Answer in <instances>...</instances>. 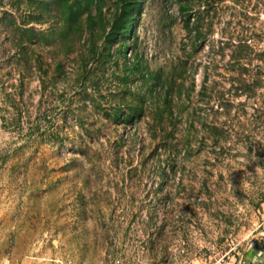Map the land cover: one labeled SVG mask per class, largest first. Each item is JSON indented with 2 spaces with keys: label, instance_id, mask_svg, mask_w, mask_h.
I'll return each instance as SVG.
<instances>
[{
  "label": "rangeland",
  "instance_id": "rangeland-1",
  "mask_svg": "<svg viewBox=\"0 0 264 264\" xmlns=\"http://www.w3.org/2000/svg\"><path fill=\"white\" fill-rule=\"evenodd\" d=\"M51 2L0 0V264H257V249L264 251V0H138L141 10L131 23L151 76L143 86L140 76L126 84L110 76L125 75L124 60L112 49L118 68L99 75L97 89L76 75L81 51L69 57L59 52L67 76L54 80ZM180 6L189 9L186 16ZM100 7L112 19L117 0ZM184 17L194 29L190 34ZM157 75L164 84L153 94L147 87ZM206 77L209 105L198 99ZM171 82L185 89L170 94L183 120L177 153L161 165L168 177L156 178L150 162L144 187L113 190L112 171L85 187L90 165L80 154L83 144L98 148L124 132L137 135L135 148L148 147L144 123L123 126L109 116L114 105L131 100L128 86L147 93L145 106L154 108ZM216 99L227 106L221 114L209 112ZM195 109L201 112L197 142L187 153L183 143L193 132L186 120ZM201 123L223 128L218 143ZM85 129L101 130L100 138H85ZM132 153L137 165V149ZM159 183L164 190L156 194L151 186ZM189 183L199 197L184 195L181 185ZM118 199L122 205L113 212ZM164 201L175 205L174 219L184 218L176 232L167 223L160 239L146 227L150 217L165 224ZM118 216L123 223L108 235L106 223Z\"/></svg>",
  "mask_w": 264,
  "mask_h": 264
},
{
  "label": "trees",
  "instance_id": "trees-1",
  "mask_svg": "<svg viewBox=\"0 0 264 264\" xmlns=\"http://www.w3.org/2000/svg\"><path fill=\"white\" fill-rule=\"evenodd\" d=\"M102 1L103 0H75L73 3H70V0H52V2L48 4L49 17H52L57 21L56 26L52 27L51 33H49L50 45L54 44V51L52 53V71L54 74V80L56 77L59 80L60 78L63 79L67 76V72L63 69L61 61L58 60L59 52L63 55L62 57H69L74 53H77V51H81L78 58L75 60L78 62L76 75L78 74L79 80L85 83V85L97 89L98 85L96 80L99 75L104 78L106 74H109L110 70L113 69V66L118 68V56L114 57L115 53L116 55L120 54L122 56L121 58L124 60L123 65L125 68L123 69L125 75L122 77H119V75L118 77H115V75L111 73L110 76H114V78L118 79L122 84H126L130 78L135 80L137 76H140L143 80V86L145 85L146 80L150 78L151 73L147 71V67L143 64L138 54L136 46V29H133L131 23L135 13L141 10L140 4L138 0H117L118 7L111 19L103 14V8L100 7ZM188 11L189 9L187 7H179V12L183 16H186ZM38 18L37 22L40 21L41 15H39ZM189 22L190 19L184 17V29L190 34L194 29L190 27ZM40 38L44 39L45 36L40 34ZM126 40L130 41L131 46L125 43ZM130 47L134 52L132 51L133 54L130 56L131 59H128L127 52ZM112 49H114V53L111 52ZM38 62L40 63L39 60ZM39 65H41V63ZM38 70L46 76V70H42L41 67H38ZM179 78L183 81L182 75H180ZM206 80L207 77L204 79L202 91L199 92L201 99H198L199 102H204L205 105H209L208 102H211L212 100L209 99L208 101H205V99L209 97L204 99V97L207 96ZM153 81H156V83H153V85L152 83H149L147 88H153L151 92L156 94V91L159 88H162L164 83H162V85L159 84L160 81L162 82L160 75H157L152 82ZM131 84V86H128L131 100L126 104L117 103L114 105L109 116L114 123H119V125L123 126H128L131 123H144L147 137L149 139L148 147L141 146V149L140 147L135 148L134 143L137 140V135L132 134L128 137L127 133L124 132H121L113 142L109 138L106 139L105 145L101 144L98 148H95L94 146L89 147L88 145L83 144L82 147L79 148V151L85 162L90 165V169L85 177V187L89 186V183L97 182V179L94 178L96 176L100 177V173H103L104 171L116 172L113 173L111 181L112 186L109 187L113 190H123L125 187L131 189L140 186L144 187L142 180L145 179L146 168L150 162L153 164L150 169L156 170V178H158L157 176L161 178L168 177L166 172L161 168V165L164 162V158L173 157L177 153L178 144L175 143L177 139L176 135L178 126L181 125L183 120L181 112L174 113L170 94L177 92L180 95L182 89H185V85L183 82L178 84H176V82H171L165 88V97L161 105L154 104V108H150L149 106H145L147 93L143 92L142 89L134 85V83ZM185 93L187 94V92ZM216 101L217 103L211 105L209 112L213 111L214 114L217 112L221 114L225 111L227 106L225 107L222 103L223 101L220 99H216ZM124 104L125 107L122 108ZM215 106L216 109H214ZM146 108L148 112H146ZM183 110L188 112L189 107L183 106ZM194 112L196 116L194 114L191 119H185L187 128L189 131L192 130L193 132L190 134L188 131L189 133L183 143V145L186 146L185 151L187 153H191L193 143L197 142V135L194 134V130H196L195 124L200 118L201 112L198 113V109H195ZM192 115L193 113L191 116ZM201 124L203 127H207L206 132H208L209 136L215 140L214 142L218 143V139L223 137L222 134L224 131L222 127L215 124ZM36 127L39 128L37 125ZM100 132L101 130L99 129H85L84 136L90 140H95V138H100L98 137ZM206 139V137H203L202 141H205ZM128 144H131L132 147L128 149L126 153H123L122 148ZM135 149H137L138 153L137 165H134L135 156L132 153L135 152ZM183 168L184 165H182V169ZM107 180L110 181V179ZM129 181L131 182V186H128ZM111 184L109 183V185ZM189 184L191 185H181L180 189L183 191L184 195L199 197L198 194L200 191H197L196 187L192 185L193 183ZM163 188L164 187L159 183L151 186V191H154L157 194L162 192L164 190ZM165 202L166 201H164V204ZM121 205L122 203H120L118 199L114 204L112 203L110 205V209L115 212ZM166 206H168L169 209L166 213H169L170 216L165 218V224L158 226L156 218L150 217L148 220L149 226L146 227L147 229H150V226H153L154 231L152 236L160 239L165 235L166 226H168L167 223H171L169 227H171L174 232H176L175 230L178 227V224H183V216H177L176 219H174V215H172V213L175 214V210H173L175 205L173 202L171 201L170 205ZM126 207H128V203L126 204ZM135 214L137 213L132 212V216ZM130 221L135 222L133 218ZM122 223L120 216L109 219L105 226L109 230L107 234L109 235L111 230H115ZM127 228H129V225ZM124 235H127L126 231ZM163 246L166 248L165 244Z\"/></svg>",
  "mask_w": 264,
  "mask_h": 264
},
{
  "label": "crops",
  "instance_id": "crops-1",
  "mask_svg": "<svg viewBox=\"0 0 264 264\" xmlns=\"http://www.w3.org/2000/svg\"><path fill=\"white\" fill-rule=\"evenodd\" d=\"M257 264H264V251H258L257 249ZM13 264L12 261L5 260L2 264ZM20 264V263H19Z\"/></svg>",
  "mask_w": 264,
  "mask_h": 264
},
{
  "label": "built area",
  "instance_id": "built-area-1",
  "mask_svg": "<svg viewBox=\"0 0 264 264\" xmlns=\"http://www.w3.org/2000/svg\"><path fill=\"white\" fill-rule=\"evenodd\" d=\"M54 264H72V262L68 259H61V260H52ZM245 264V262H243Z\"/></svg>",
  "mask_w": 264,
  "mask_h": 264
},
{
  "label": "bare ground",
  "instance_id": "bare-ground-1",
  "mask_svg": "<svg viewBox=\"0 0 264 264\" xmlns=\"http://www.w3.org/2000/svg\"><path fill=\"white\" fill-rule=\"evenodd\" d=\"M40 245V244H39ZM8 264V263H7Z\"/></svg>",
  "mask_w": 264,
  "mask_h": 264
}]
</instances>
